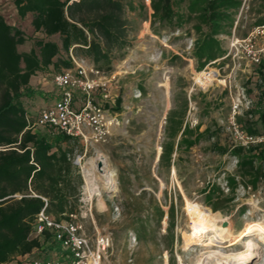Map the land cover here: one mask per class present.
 I'll use <instances>...</instances> for the list:
<instances>
[{
	"label": "rangeland",
	"instance_id": "obj_1",
	"mask_svg": "<svg viewBox=\"0 0 264 264\" xmlns=\"http://www.w3.org/2000/svg\"><path fill=\"white\" fill-rule=\"evenodd\" d=\"M131 1L134 9L125 14L127 47L114 51L110 71L118 74L116 95L122 101L114 111L125 124L105 144H73L71 157L83 179L80 220L89 235L99 231L112 238L104 264L219 263L218 252L227 249L204 246L206 238L203 244L185 247L186 237L195 232L190 213L205 217L219 232L226 223L234 236L247 237L255 228L258 239L250 240L260 249L245 264H264V180L242 175L237 159L217 148L232 146L229 83L252 87L253 66L241 61L233 72L229 60L211 65L226 53L232 34L244 39L264 25V0H234L238 4L225 9L232 17L217 25L208 21L207 9L218 0H171L172 22L161 20V3ZM0 14L9 23L17 18L7 0H0ZM21 27L31 35L28 22ZM0 87L1 106L6 84ZM41 87L24 100L27 123L64 92L52 82L49 93ZM22 137L14 136L17 145H0V152L19 149ZM164 148L173 151L169 164L160 160ZM99 156L114 174V183L105 186L92 169L97 189L90 196L87 172ZM246 243L232 249L245 252Z\"/></svg>",
	"mask_w": 264,
	"mask_h": 264
},
{
	"label": "trees",
	"instance_id": "obj_2",
	"mask_svg": "<svg viewBox=\"0 0 264 264\" xmlns=\"http://www.w3.org/2000/svg\"><path fill=\"white\" fill-rule=\"evenodd\" d=\"M11 1L21 19L32 15L37 34L28 36L0 15V84H6L0 106V145H17L19 140L14 136L23 134L19 149L0 152V264H24L20 259L33 251L39 258L60 255V245L51 234L32 238L33 223L45 207L58 221L79 214L83 183L71 157L78 140L51 128H29L24 100L35 96L31 79L72 69L71 53L99 71H112L114 51L127 47L129 22L125 14L134 7L131 0H80L72 4L69 0ZM149 1L162 4L161 20L175 19L171 0ZM235 4L234 0H218L217 5L210 2L208 21L214 25L228 21L232 15L225 9ZM54 36L60 37V45L50 40ZM27 44H31L30 49L21 51ZM249 83L252 87L245 91L252 108L237 121L247 135H259L264 130V63L253 67ZM121 103L118 99L114 109L120 110ZM217 148L220 154L229 152L237 159L242 175L264 180V145L244 149L220 144ZM172 154V149L164 148L160 160L169 164Z\"/></svg>",
	"mask_w": 264,
	"mask_h": 264
},
{
	"label": "built area",
	"instance_id": "obj_3",
	"mask_svg": "<svg viewBox=\"0 0 264 264\" xmlns=\"http://www.w3.org/2000/svg\"><path fill=\"white\" fill-rule=\"evenodd\" d=\"M78 1L69 0V4ZM71 59L72 69L53 75V83L64 89L63 94L55 105L42 108L32 121H28L29 128H51L77 139L85 146L105 144L125 124V120L114 111L118 101V74L99 71L88 60L77 59L72 53ZM225 60L231 61L233 72L239 70L241 61L253 67L264 63V25L255 27L244 39L232 34L226 53L211 65ZM229 85L227 131L232 139V147L248 149L264 145V130L259 135H247L240 128L237 119L252 108V101L243 87ZM231 88L235 89V93ZM33 225L32 238L42 239L49 233L60 245L61 251L60 255L40 258L34 257L37 251H33L20 259L24 264H104L112 250V238L99 231L93 236L89 235L79 214L58 221L46 212L45 207L35 217Z\"/></svg>",
	"mask_w": 264,
	"mask_h": 264
},
{
	"label": "bare ground",
	"instance_id": "obj_4",
	"mask_svg": "<svg viewBox=\"0 0 264 264\" xmlns=\"http://www.w3.org/2000/svg\"><path fill=\"white\" fill-rule=\"evenodd\" d=\"M98 163L101 164V168L99 167ZM91 167L87 172L88 175L86 178V184L90 196L94 195L97 189L94 187L96 179L92 177V169L98 172V177L99 179H102L105 186H111L114 183V174L107 169V162L103 156H99L96 162H92ZM190 214L191 224L195 232L193 234H189L186 237L185 247L189 248L191 246L199 245V243L203 244V240H205L206 238L207 241L205 242L204 246L208 248L221 247L220 249H227V251L225 250V252H218V256L220 258H218L219 263L217 264H245L255 255L254 251L260 249L257 244L253 243L254 241L252 242V240H250V237L252 236H255L258 239L259 233L255 228L252 229V233H250L247 237H245L244 233L234 236L230 230H226V223L223 224L222 232H219L208 224V221L205 217L192 213ZM245 239L247 241L246 245L244 246L246 249L245 252H238L232 249L233 247L237 246L239 242L244 241ZM261 240L264 244V239ZM214 254L212 255L215 256L216 254Z\"/></svg>",
	"mask_w": 264,
	"mask_h": 264
},
{
	"label": "crops",
	"instance_id": "obj_5",
	"mask_svg": "<svg viewBox=\"0 0 264 264\" xmlns=\"http://www.w3.org/2000/svg\"><path fill=\"white\" fill-rule=\"evenodd\" d=\"M7 3H9V4H11V5H13V7H14V9H15V12H16V14H17V9H16V7H15V5H14V3L11 1V0H7ZM0 15H2V14H0ZM3 16V15H2ZM4 17V16H3ZM5 18V17H4ZM5 20H6V18H5ZM28 22V25L31 27V29H32V33H31V37H33V36H35V35H37V34H35V31H34V28H33V26H32V15H28L26 18H24V19H21L20 17H19V15L17 14V18L14 20V22H12V23H9V22H7V20H6V22L9 24V25H11V26H16V27H18V28H20L21 30H23L24 31V29L21 27V25H22V23L23 22ZM21 23V24H20ZM25 32V31H24ZM26 33V32H25ZM27 34V33H26ZM29 36V35H28ZM51 41H54V42H56V43H58L59 45H60V37L59 36H54V37H52L51 39H50ZM25 51H28V50H25ZM33 78H36V80L33 82L32 80H33ZM32 79H31V83H30V85L36 90L37 88H36V86H42L41 88L42 89H45V90H47L46 91V93H49V86H50V83L52 82L53 83V76H51V75H42V74H40V75H38V76H34Z\"/></svg>",
	"mask_w": 264,
	"mask_h": 264
},
{
	"label": "water",
	"instance_id": "obj_6",
	"mask_svg": "<svg viewBox=\"0 0 264 264\" xmlns=\"http://www.w3.org/2000/svg\"><path fill=\"white\" fill-rule=\"evenodd\" d=\"M98 165H99V167L101 168V164H100V163H98Z\"/></svg>",
	"mask_w": 264,
	"mask_h": 264
}]
</instances>
